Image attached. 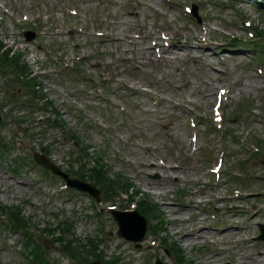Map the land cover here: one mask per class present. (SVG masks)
I'll list each match as a JSON object with an SVG mask.
<instances>
[{"label": "rangeland", "instance_id": "rangeland-1", "mask_svg": "<svg viewBox=\"0 0 264 264\" xmlns=\"http://www.w3.org/2000/svg\"><path fill=\"white\" fill-rule=\"evenodd\" d=\"M193 2L197 4L200 22L186 10ZM244 19L264 30V3L0 0V39L8 47L23 52L31 68L42 73L43 91L62 112L68 129L84 140L89 153L106 158L107 175L128 182L130 192H148L160 203L166 225L158 236L147 232L137 247L117 235V224L108 211L113 203L132 209L127 197L99 202L102 212L97 215L91 197L67 189L57 176H44L41 166L16 175L9 167L10 162L1 158L0 202L7 205L28 202L24 205L26 214L34 216L41 227L55 223L54 215L67 212L74 216V238L86 240L89 235L102 234L104 258L119 257V264H153L157 257L164 264H179L174 256L165 253L166 245L160 243L163 236L169 237L168 243H179L185 255L199 264H264V239H257L259 224L264 223V48L255 51L250 46L253 37ZM164 28L180 34L188 46L183 51L189 46L195 55L203 50L206 60L190 59L188 52L171 61L157 58L153 42L144 36L153 37ZM30 29L36 36L27 41L25 32ZM98 33L103 38L95 36ZM231 36L243 39L237 49H229L227 45ZM97 48L104 49L105 55L86 61L85 73V76L94 74L96 79H90L88 90H80L66 80L70 76L62 72L61 60L72 64L78 55L92 54ZM213 69L220 75L216 76ZM108 76L121 88L116 94L112 91L106 95L105 89H101ZM3 86L0 97L7 88L6 84ZM124 88H133V92ZM223 89L227 92L223 97V119L229 120L232 129L228 135L219 131V121L214 120ZM120 102L127 105L126 111L113 107L112 103ZM244 102L242 107L247 109L250 103L251 110L240 113ZM24 108L20 106L18 110ZM10 111V107L1 111L2 120L7 118L1 131L9 139L16 137L14 131L19 134L15 147L22 156L33 154L40 145L50 146V157L66 170L65 160L71 153L79 152L70 137L64 138L57 125H48L45 135L36 131L33 139L22 137L23 127L14 119L17 112ZM125 112L130 122L127 125ZM192 114L199 116L200 125L193 124ZM106 120L118 126L107 128ZM259 138L263 141L259 145L261 150L252 153L257 149L252 143L259 144ZM219 160H223L221 175L210 178L206 167ZM242 160H245L243 169L239 164ZM150 163L158 167H151ZM160 163L179 165L182 169L172 172L167 167L161 168ZM146 182L151 185L145 186ZM163 183L169 186V191L165 195L156 194L154 187ZM215 195L227 198L211 202ZM170 201L175 204H169ZM167 205L178 210L186 208V212L177 215L180 220L174 221L176 215L168 212ZM254 207L260 210L254 212ZM225 222L235 226L227 227ZM182 229L201 232L188 244L183 237L173 235ZM57 231L54 230V235H58ZM21 240L18 232L0 228L1 262L29 264L21 251ZM39 241L60 264H77L53 238L43 236Z\"/></svg>", "mask_w": 264, "mask_h": 264}, {"label": "bare ground", "instance_id": "bare-ground-1", "mask_svg": "<svg viewBox=\"0 0 264 264\" xmlns=\"http://www.w3.org/2000/svg\"><path fill=\"white\" fill-rule=\"evenodd\" d=\"M146 37L151 39V41L153 42L152 50H153V52H155L157 58H159V59L171 61L177 57L182 56L186 52H188L190 59H195L199 62H203L204 60H206V57L204 55H202V54H204L203 50L200 51V53L197 55L193 54V49H192L193 47L192 46H189L190 49L188 48V50L183 51L188 46L182 42L180 34H176V36L171 37L169 32L164 31V32H160V33L155 34L153 37L148 36V35H146ZM198 47L202 48L203 45H198ZM179 50L183 51V52H180ZM213 70H214V73L216 74V76L220 75V72H218L215 69H213ZM218 81H222L221 77H218ZM151 165H153L154 167L157 166L155 163L151 164ZM169 168L172 172H175L176 169H180L178 166H175V165H171V166H169ZM150 185H151L150 183L146 182L145 186H150ZM154 188L156 189L155 193L158 195H165L167 193V191H169V186L165 183H163L161 185H157ZM225 199H226L225 196H218L216 198V201L217 202L221 201V200L224 201ZM169 204H175V203L170 201ZM167 208L169 209L168 212H173L174 215H176L174 217V221H175V219H179L177 217V215L183 216V213L186 212V208H181L180 210H178L175 206H172V205H167ZM200 217H201V215H200ZM180 222H182V221H180ZM237 229H238V227H237ZM200 232H201V229H198L196 232L195 231H187V230L182 229L181 231H177V232L173 233V235L175 236V238L183 237L185 242H187L189 244L190 240L197 238V234H199ZM224 233H225V231L221 232L220 235H223Z\"/></svg>", "mask_w": 264, "mask_h": 264}, {"label": "water", "instance_id": "water-1", "mask_svg": "<svg viewBox=\"0 0 264 264\" xmlns=\"http://www.w3.org/2000/svg\"><path fill=\"white\" fill-rule=\"evenodd\" d=\"M37 159L39 162H41L45 167L50 168L53 172L60 174L61 176H63L68 183L71 186H75L78 187L80 189L83 190H89L92 193L96 192V190L94 188H92L88 183L77 180V179H69V177L64 174L63 172H61L60 170H58L56 168V166H54L51 162H49V160L43 156L40 155H36ZM116 219L118 220V224L120 226L119 229V234L126 237L127 239H131V240H140L143 238L145 231H146V221L143 217L139 216L138 213H132L133 217H134V223L133 226L135 228V231L133 234H129V232H127L125 230V225H126V219L123 218L120 213H117L115 211H113ZM261 238H264V231L263 234L261 236ZM91 264H102L99 262H93ZM157 264H161V262H158Z\"/></svg>", "mask_w": 264, "mask_h": 264}, {"label": "trees", "instance_id": "trees-1", "mask_svg": "<svg viewBox=\"0 0 264 264\" xmlns=\"http://www.w3.org/2000/svg\"><path fill=\"white\" fill-rule=\"evenodd\" d=\"M9 51L10 49L8 50H4L2 51L1 48H0V59L1 57L4 58V63H2V65L4 64V67L6 66V62L7 63H10L9 65L12 67L11 68V71L14 70L15 66L16 65H21L19 62H20V57H21V53H16V54H12L10 57H9ZM23 75V74H21ZM17 76V74H16ZM18 80H20V76H17L16 77ZM34 86H36V84H34ZM98 167L99 168H96V166L94 168L91 169L90 171V176L88 177H94V180L95 182H97L98 184H106V170L104 169V165L103 164H98ZM120 183V181H117ZM120 186V185H119ZM142 207H143V211L144 212H152L154 211V209H156V206L155 205H151L148 201H144L142 203ZM16 217L19 216V212H16L15 214ZM62 239V238H61ZM70 248V247H69ZM35 263L37 264H48V261H45L43 259V256L42 254L40 255L37 251H35Z\"/></svg>", "mask_w": 264, "mask_h": 264}]
</instances>
